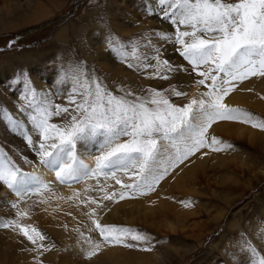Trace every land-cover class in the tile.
Wrapping results in <instances>:
<instances>
[{
    "label": "rangeland",
    "instance_id": "374dc122",
    "mask_svg": "<svg viewBox=\"0 0 264 264\" xmlns=\"http://www.w3.org/2000/svg\"><path fill=\"white\" fill-rule=\"evenodd\" d=\"M35 2H39L44 11L34 13L35 7L25 3L23 11L0 15V152L22 171L28 172L39 159L30 158L35 150L27 144L24 135L12 127L5 113L16 120L27 135H38L29 122L27 102L20 99L28 89L34 88L52 102L68 106L75 114L74 106L67 104V95L78 66L83 67L89 78H98L116 95L130 90L133 96L144 97L148 89H157L165 91L173 103L188 102L166 90L175 86L187 93L189 85L196 84L199 78L195 73H172L170 79L163 80L151 78L155 67L143 68L145 63L156 64L155 60H144L145 55H155L154 46L162 48V59L190 67L175 51V45L163 40L158 44L154 39L157 31L174 35L169 22L158 14H149L159 12L158 2L157 7L152 0ZM93 35L98 36V46L102 48L92 47ZM11 41L15 43L9 47ZM119 47L127 54V60L112 50ZM133 51L139 58L132 55ZM129 63L136 67L129 68ZM199 89V93L207 91L202 85ZM224 102L229 107L247 111L253 121H264V77L236 82L235 90ZM67 119L70 117L65 114V117H53L51 122L61 123ZM238 125L247 127V137L235 135ZM213 136L222 142L217 147L223 150L201 149L162 180L154 192L146 195L130 194V200H120L121 185L114 180L103 176L88 178L80 190L87 184L106 180L102 195L105 192L117 195L105 203L97 199H94L96 204L93 200L85 201L81 215L72 224L68 222L71 213L66 211L63 235L46 224L27 221L26 216L18 214L28 204L53 199L56 195L53 184L48 183V189L31 195L16 209L0 194V225L16 221L28 227L30 233L35 227L45 237L43 241L37 237L34 246L18 228L14 230L15 225L0 227V264H250L253 259L248 251L250 246L257 250L255 259L264 257V130L238 121L220 120L209 129V138ZM38 141L35 138V142ZM225 144L232 147L225 149ZM83 147L85 145L78 144L77 150ZM92 149L89 145L88 150L94 156L99 154ZM118 178L124 183L132 182L122 174H118ZM56 186H61V182ZM2 191L10 190L0 183ZM123 202L147 207L145 217L152 226L142 222L107 221L113 213L122 215L128 210L130 206ZM97 204H102L103 208H97ZM93 208H97L96 217L89 215ZM93 218L99 219L101 224L135 229L148 239L137 242L127 237L126 243L137 245L133 248L106 244L98 232L92 231ZM164 223L168 227H164ZM93 243H99L100 249L110 245L133 258L124 259L115 251L120 258L104 261L101 250L88 258L87 252ZM40 244L44 248L33 250ZM144 248L151 250H141ZM86 259L90 262L84 263Z\"/></svg>",
    "mask_w": 264,
    "mask_h": 264
},
{
    "label": "snow or ice",
    "instance_id": "6c2138e0",
    "mask_svg": "<svg viewBox=\"0 0 264 264\" xmlns=\"http://www.w3.org/2000/svg\"><path fill=\"white\" fill-rule=\"evenodd\" d=\"M157 2L159 12L149 14H158L169 22L174 35L157 31L156 37L175 45V51L190 67L162 59V48L154 46L155 55H145L144 60H155L156 64L145 63L144 70L155 67L151 78L163 80L170 79L172 73H195L199 77L196 85L204 86L207 91L188 98L186 92L175 86L166 90L175 97L187 99L188 102L182 105L173 103L165 91L157 89H148V95L144 97L133 96L130 90L116 95L98 78H89L83 67L78 66L67 95V104L74 106L73 114L68 106L52 102L46 94L37 93L34 88L28 89L20 99L27 102L28 119L32 130L38 133L39 141L34 142L16 120L7 113L5 115L35 150L39 163L54 171L57 181L65 183L103 176L121 185L120 200L129 198L130 194L146 195L154 192L162 180L201 149L223 150L217 147L222 144L220 140L214 136L209 138V129L217 121H238L264 130V121H253L247 111L229 107L224 102L225 97L235 90L236 82L264 77V0ZM14 43L11 41L8 46ZM112 50L127 60L122 47ZM132 55L137 56V52L133 51ZM128 67L136 66L129 63ZM208 81L210 83H206ZM65 114L70 119L51 122L53 117H65ZM78 144L86 148L92 145V150L99 153L92 157L94 167L80 158ZM231 147V144L223 145L225 149ZM118 174L132 182L124 183ZM0 183L21 201L49 187L35 173L22 171L3 152H0ZM116 195L105 192L103 200H113ZM11 207L16 209L18 204L13 203ZM97 208L102 209L103 205L97 204ZM97 208L91 210L90 217L97 216ZM18 214L28 215L26 211ZM91 223L94 225L92 231L98 232L106 244L133 248L137 245L126 243L127 237L137 242L148 239L132 228L101 224L96 218L91 219ZM13 225L14 230L18 228L34 246L37 237L40 241L45 239L35 227L31 228L34 236L28 227L16 221L0 227ZM100 247L99 243H93L87 257L96 256ZM42 248L44 245L40 244L33 250ZM141 250L150 251L151 248ZM248 251L253 257L250 264H264V257L255 259L257 250L254 247L250 246Z\"/></svg>",
    "mask_w": 264,
    "mask_h": 264
},
{
    "label": "bare ground",
    "instance_id": "6f19581e",
    "mask_svg": "<svg viewBox=\"0 0 264 264\" xmlns=\"http://www.w3.org/2000/svg\"><path fill=\"white\" fill-rule=\"evenodd\" d=\"M153 6L157 7V0H152ZM33 5L35 8L33 11L34 13L39 14L40 12L44 11L43 6L41 7V4L39 2H35L32 0H23L21 2L20 0H0V15L3 13H11L19 11L20 9L24 7L23 5ZM152 6V7H153ZM31 7V6H30ZM23 11V10H22ZM156 21V20H155ZM96 38V39H94ZM154 39L158 44H160L161 40L156 38V35L154 36ZM99 39L97 35H93L90 38V44L93 48H100L99 45ZM98 46V47H97ZM102 48V47H101ZM132 77L133 74H130ZM41 79L40 77H38ZM200 92L199 86L196 84H191L188 87V97L192 98L194 96H197V94ZM257 100V99H256ZM244 124V123H243ZM249 134V131L247 127H243V125H238L235 130V135L238 137H247ZM33 141L35 142V138L39 139V135H31ZM32 148V147H31ZM33 150V148H32ZM78 155L81 159L84 160L85 163H87L90 167H94L95 163L92 157H94L93 153H91L88 148L83 147L79 148ZM35 155V157H34ZM32 160L39 159L35 152L33 151V154L30 157ZM29 173H35L38 177H40L42 182L53 184L56 188V195L53 199H49L46 202H39L34 204H28L24 211L28 213L27 221H32L35 223H39V225H48L50 228H52V231H56L58 234L63 235L65 234L64 231V225L66 223L64 219V213L66 211H69L71 213V216L68 220L70 224L74 223L77 220V216L81 215V209L85 203V201L89 200H102L105 203V200H103V195L101 189H106V180L101 181H95V185H89L80 190L82 187V184L87 181L88 178H81L78 181H68L65 183H61V186H56V183H60L56 180L54 171H51L47 169L45 166L41 165L39 162H35L33 164L29 171ZM264 173V171H263ZM35 187V186H34ZM1 195H3L9 204L17 203V204H23L27 202L28 198L21 201L19 198L15 196L14 193L11 191H2L0 192ZM128 199V198H126ZM130 200V199H128ZM163 202L160 200V203ZM124 204L130 206L128 207L127 211H125L122 215L113 213V215L110 218H106L107 221L114 220L118 222H124L127 224H136L138 222L146 223L152 226V222L148 223L147 218L145 217V214L147 212V207H137L136 204L129 203V202H123ZM164 204V202H163ZM133 205V206H132ZM144 210L142 213H140L141 210ZM45 227V226H44ZM47 227V226H46ZM164 227H168L167 223H164ZM161 228V227H160ZM183 229V228H182ZM110 245H104L100 250L103 252V259L104 261H108L113 259L114 257H119L117 255L118 251L121 253L124 259H132L133 257H130L128 255L124 256V252L120 251V249L115 247H112ZM124 253V254H123ZM118 258V259H119ZM120 260V259H119ZM126 260V261H127ZM139 260V259H138ZM85 262H90V259H86ZM119 262V261H118ZM111 263V262H110ZM32 264V263H30ZM86 264V263H85ZM116 264V263H115ZM160 264V262H158Z\"/></svg>",
    "mask_w": 264,
    "mask_h": 264
}]
</instances>
